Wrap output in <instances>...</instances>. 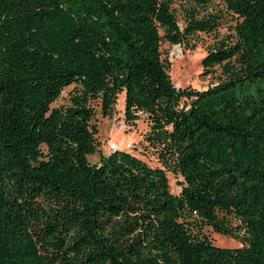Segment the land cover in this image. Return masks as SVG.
I'll return each mask as SVG.
<instances>
[{
	"label": "trees",
	"instance_id": "obj_1",
	"mask_svg": "<svg viewBox=\"0 0 264 264\" xmlns=\"http://www.w3.org/2000/svg\"><path fill=\"white\" fill-rule=\"evenodd\" d=\"M121 95L158 166L89 162ZM0 264H264V0H0Z\"/></svg>",
	"mask_w": 264,
	"mask_h": 264
},
{
	"label": "rangeland",
	"instance_id": "obj_2",
	"mask_svg": "<svg viewBox=\"0 0 264 264\" xmlns=\"http://www.w3.org/2000/svg\"><path fill=\"white\" fill-rule=\"evenodd\" d=\"M226 32L227 30L225 28L220 29L219 36L226 34ZM215 39V35H199L196 39H192V44H195V49L193 50H184L178 46H174L170 49V76L173 84L177 88L190 86L196 90H205L210 84L215 82V79L211 75L203 74V69L201 67V61L206 54L207 47H209ZM70 90L71 87L62 93V98L57 104L66 101L67 93ZM97 122H99L100 149L95 155L88 157L90 163H97L100 157L99 155L101 153H107L106 148L116 146L120 151H130L151 167L159 165L154 152L142 146V137L148 128L143 118L134 123H126L124 119L123 95L118 98L113 118L102 119L98 115ZM128 145L131 147L130 150H127ZM168 179L171 191L177 192L179 189L176 183L178 178H174L171 174H168ZM207 234L217 247L235 248L240 246L238 242L231 238L216 235L211 232H207Z\"/></svg>",
	"mask_w": 264,
	"mask_h": 264
},
{
	"label": "built area",
	"instance_id": "obj_3",
	"mask_svg": "<svg viewBox=\"0 0 264 264\" xmlns=\"http://www.w3.org/2000/svg\"><path fill=\"white\" fill-rule=\"evenodd\" d=\"M170 59H171V53H170ZM130 149H131V147L128 145L127 146V150H130ZM106 150H107V153H109V152H112V151H116L117 147L116 146H110V148H106Z\"/></svg>",
	"mask_w": 264,
	"mask_h": 264
}]
</instances>
